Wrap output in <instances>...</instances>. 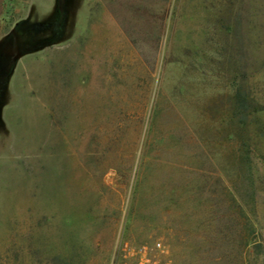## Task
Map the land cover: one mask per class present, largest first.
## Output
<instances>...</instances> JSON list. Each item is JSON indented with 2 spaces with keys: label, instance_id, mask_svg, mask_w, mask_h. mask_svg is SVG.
Masks as SVG:
<instances>
[{
  "label": "rangeland",
  "instance_id": "rangeland-1",
  "mask_svg": "<svg viewBox=\"0 0 264 264\" xmlns=\"http://www.w3.org/2000/svg\"><path fill=\"white\" fill-rule=\"evenodd\" d=\"M55 4L0 0V45ZM66 5L3 92L0 264H264V0Z\"/></svg>",
  "mask_w": 264,
  "mask_h": 264
},
{
  "label": "water",
  "instance_id": "water-1",
  "mask_svg": "<svg viewBox=\"0 0 264 264\" xmlns=\"http://www.w3.org/2000/svg\"><path fill=\"white\" fill-rule=\"evenodd\" d=\"M66 0H56L55 4V10L57 14V20L55 23V29L56 33L54 36L50 38H46L42 41H39L37 43L33 44H22L19 42H16L14 38L12 37L15 34V30L11 31L10 34L6 37L7 41L6 43V50H5V57L2 58L0 61V91H1V98H0V121H2V110L5 105V99L3 92L5 91L9 80L14 72V69L20 60L24 55L33 53L36 51H39L41 49H44L48 46L53 45L56 43L58 39L61 38L64 31L65 26V20L67 16V8H66ZM41 28L43 26H40ZM46 27V26H45ZM13 39L12 42L10 40ZM1 47V45H0Z\"/></svg>",
  "mask_w": 264,
  "mask_h": 264
},
{
  "label": "built area",
  "instance_id": "built-area-1",
  "mask_svg": "<svg viewBox=\"0 0 264 264\" xmlns=\"http://www.w3.org/2000/svg\"><path fill=\"white\" fill-rule=\"evenodd\" d=\"M112 264H175L160 241L152 244H124L120 259Z\"/></svg>",
  "mask_w": 264,
  "mask_h": 264
},
{
  "label": "flooded vegetation",
  "instance_id": "flooded-vegetation-1",
  "mask_svg": "<svg viewBox=\"0 0 264 264\" xmlns=\"http://www.w3.org/2000/svg\"><path fill=\"white\" fill-rule=\"evenodd\" d=\"M55 24V23H54ZM56 29L55 27H53V31L50 32V35L47 38H50L52 36H54V34L56 33ZM6 43L4 42L1 47H0V61L2 60L3 57H5V50H6ZM1 69V68H0ZM0 96H1V91H0Z\"/></svg>",
  "mask_w": 264,
  "mask_h": 264
}]
</instances>
